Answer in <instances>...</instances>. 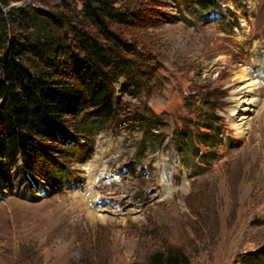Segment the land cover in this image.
Returning a JSON list of instances; mask_svg holds the SVG:
<instances>
[{
  "label": "rangeland",
  "instance_id": "obj_1",
  "mask_svg": "<svg viewBox=\"0 0 264 264\" xmlns=\"http://www.w3.org/2000/svg\"><path fill=\"white\" fill-rule=\"evenodd\" d=\"M218 3L220 13L205 22L177 0L116 3L139 15V25L121 27L122 34L160 65L137 97L120 78L116 99L164 112V141L143 149L141 132L124 124L80 137L77 152L61 159L65 183L50 190L36 181L34 201L16 193V178L10 185L0 175V264H151L153 253L168 249L188 264H243L244 252L264 244V0ZM12 4L87 23L79 0ZM241 71L257 84L248 128L239 134L232 110ZM203 122L220 131L206 143L212 151L199 159L176 149L173 129L209 134Z\"/></svg>",
  "mask_w": 264,
  "mask_h": 264
},
{
  "label": "trees",
  "instance_id": "obj_2",
  "mask_svg": "<svg viewBox=\"0 0 264 264\" xmlns=\"http://www.w3.org/2000/svg\"><path fill=\"white\" fill-rule=\"evenodd\" d=\"M14 1L0 0V175L10 185L17 179L12 185L18 195L39 199L32 192L36 181L50 190L60 188L67 169L61 159L77 152L80 137L124 124L141 132L143 149L163 143L164 112L131 109L115 95V84L122 78L130 95L137 97L144 80L160 68L120 30L139 25L135 11L116 5L119 0H79L87 23L72 24L56 11ZM177 2L202 22L211 11H221L218 0ZM181 20L195 23L185 15ZM201 126L209 134L175 127L171 140L176 149L205 158L214 145L206 143L209 138L219 140L220 131L208 122ZM193 134L208 151L193 143ZM242 262L264 264V244L244 252ZM151 264L188 262L168 249L153 253Z\"/></svg>",
  "mask_w": 264,
  "mask_h": 264
},
{
  "label": "bare ground",
  "instance_id": "obj_3",
  "mask_svg": "<svg viewBox=\"0 0 264 264\" xmlns=\"http://www.w3.org/2000/svg\"><path fill=\"white\" fill-rule=\"evenodd\" d=\"M240 78H242V82L234 91L233 102H235V107L232 110L234 128L239 134H241L244 129L248 128V119L251 115L250 112L253 111L256 101L254 86L257 84L254 81V78L251 77V74L247 71H241ZM101 217H103L104 220L111 218L107 215ZM0 262L2 261L0 260Z\"/></svg>",
  "mask_w": 264,
  "mask_h": 264
},
{
  "label": "built area",
  "instance_id": "obj_4",
  "mask_svg": "<svg viewBox=\"0 0 264 264\" xmlns=\"http://www.w3.org/2000/svg\"><path fill=\"white\" fill-rule=\"evenodd\" d=\"M48 188V187H47Z\"/></svg>",
  "mask_w": 264,
  "mask_h": 264
}]
</instances>
